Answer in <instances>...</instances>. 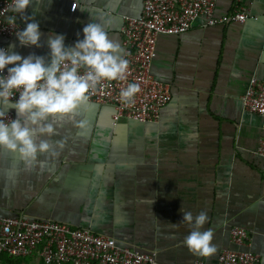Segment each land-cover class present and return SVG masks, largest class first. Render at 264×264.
I'll return each instance as SVG.
<instances>
[{"label": "crops", "instance_id": "obj_1", "mask_svg": "<svg viewBox=\"0 0 264 264\" xmlns=\"http://www.w3.org/2000/svg\"><path fill=\"white\" fill-rule=\"evenodd\" d=\"M144 2L36 0L25 15L39 22L42 46L21 48L15 36L0 37V45L46 56L50 33L72 45L94 21L121 46L122 17H138ZM236 5L249 10L243 24L205 27L197 19L184 34L158 38L152 73L172 96L156 124L113 126V110L89 102L81 109L87 128L77 134L62 121L54 140L67 144L55 160L44 158V167L14 173L17 158L0 151V215L89 230L153 253L159 264H215L221 252L237 249L229 229L239 227L250 238L242 249L264 264V164L255 154L264 129L241 104L250 79L264 82V0H217L215 17ZM16 22L23 30L19 16ZM182 207L194 216L207 213L203 230L214 233L212 256H193L184 246L190 228L181 224Z\"/></svg>", "mask_w": 264, "mask_h": 264}, {"label": "built area", "instance_id": "obj_2", "mask_svg": "<svg viewBox=\"0 0 264 264\" xmlns=\"http://www.w3.org/2000/svg\"><path fill=\"white\" fill-rule=\"evenodd\" d=\"M10 3L11 0H0V37L15 36L13 31L20 28L17 24L16 29H11L6 21L12 15L4 12ZM216 4L217 0H145L138 17L123 16L120 35L121 48L129 61L126 79L105 82L91 94L89 102L110 107L113 126L122 120L156 124L172 96L171 86L152 73L158 38L184 34L197 19H203L205 27H212L243 24L249 17V10L241 5H236L225 17H215ZM129 83L139 84L140 91L134 104L126 107L119 93ZM241 104L246 112L261 117L264 129V82L250 79ZM8 115L13 119L12 113ZM255 154L264 164V135ZM229 237L237 249L221 252L215 264H259V255L242 249L250 240L246 230L231 227ZM3 256L34 260L36 264H159L153 253L121 246L115 239L89 230L53 220L0 215V264ZM193 264L206 263L197 260Z\"/></svg>", "mask_w": 264, "mask_h": 264}, {"label": "clouds", "instance_id": "obj_3", "mask_svg": "<svg viewBox=\"0 0 264 264\" xmlns=\"http://www.w3.org/2000/svg\"><path fill=\"white\" fill-rule=\"evenodd\" d=\"M35 2L11 0L4 9L12 13L6 19L9 28L16 29L17 16L25 24L23 30L13 31L21 48L42 46L39 22L33 14L25 15ZM65 40L64 34L50 33L46 56L34 52L22 56L14 50L16 44L0 48V151L17 158L19 167L11 170L14 173L32 172L44 167V158H58L67 144L65 138L54 140L61 122L67 120L79 134L87 128L81 109L87 110L91 94L105 82L126 79L129 61L121 46L109 37L106 25L93 21L83 27V39L68 46ZM139 91L137 83L123 87L119 93L122 104L132 106ZM12 110L15 119L8 115ZM181 211V224L190 228L184 246L193 256H212L216 251L214 233L203 230L207 213L201 211L194 216L183 207Z\"/></svg>", "mask_w": 264, "mask_h": 264}, {"label": "trees", "instance_id": "obj_4", "mask_svg": "<svg viewBox=\"0 0 264 264\" xmlns=\"http://www.w3.org/2000/svg\"><path fill=\"white\" fill-rule=\"evenodd\" d=\"M2 264H27L26 261L28 260H13L9 259L6 256L2 257Z\"/></svg>", "mask_w": 264, "mask_h": 264}, {"label": "rangeland", "instance_id": "obj_5", "mask_svg": "<svg viewBox=\"0 0 264 264\" xmlns=\"http://www.w3.org/2000/svg\"><path fill=\"white\" fill-rule=\"evenodd\" d=\"M26 262L29 263V264H33V261H30V260H28Z\"/></svg>", "mask_w": 264, "mask_h": 264}]
</instances>
